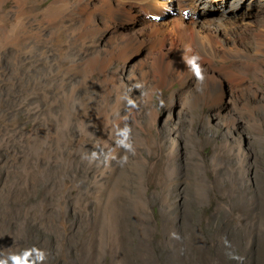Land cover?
<instances>
[{
    "label": "rangeland",
    "instance_id": "374dc122",
    "mask_svg": "<svg viewBox=\"0 0 264 264\" xmlns=\"http://www.w3.org/2000/svg\"><path fill=\"white\" fill-rule=\"evenodd\" d=\"M50 1L29 0L26 7L35 12ZM231 3L241 5L242 11L249 8L255 25L263 24L264 0ZM12 6L11 0H0V264H264V66L250 73L252 88L259 94L255 96L253 89L247 92L246 101L254 109L253 115L228 102L220 104L221 109L201 101L194 108L185 105L178 82L157 90L151 103L135 104L133 97L139 92L145 95L146 89L138 77L134 89L129 87L123 93L125 109L135 107L125 121L122 133L126 137L121 145L135 153L134 135L141 134L159 148L152 155L143 144L139 149L143 156H131L146 157L147 168L151 165L140 188L138 168L126 165L123 152L113 160L116 178L108 177V169L101 174L107 153H99L89 163L95 149L86 132V125L92 123L89 117L83 125L86 131L77 123L68 127L74 131L63 129L62 148L58 147L57 123L53 119L49 126L43 118L44 103L39 107L38 98L28 97L31 87L43 86L40 80L49 81L43 76L44 71L50 72L45 60H51L55 71L56 56L52 46L45 48L41 43V48L38 44L32 50L34 36L27 33L20 35L23 43L18 41V47L9 40L7 26ZM205 10L210 11L208 7ZM38 24L35 21L36 27ZM254 27L243 31V45L254 44ZM43 49L49 50L47 54H42ZM22 58L32 63L27 64L32 70L25 68ZM36 59L38 65H33ZM132 67L119 61L111 70L120 69L124 77L132 72L140 76V66L138 70ZM80 77L72 74L68 88ZM93 78L103 77L95 72ZM190 92L197 95L194 88ZM152 104L158 112L155 123L149 117L155 110ZM225 114L236 118L243 114L245 120L238 119L235 125L227 121L231 123L228 125L224 123ZM253 120L263 124L262 131L250 125L248 121ZM82 130L86 138L90 135L86 150L70 151L65 140ZM43 134L47 136L45 143L41 140ZM36 139L42 144L37 147L40 149L36 148ZM173 142L176 156L171 162L177 170L173 178L178 181L169 192V200L164 201L165 191L157 175L165 174V163L158 172L155 166L158 153H166ZM124 170L126 176L120 181ZM151 176L156 177L153 183L149 181Z\"/></svg>",
    "mask_w": 264,
    "mask_h": 264
},
{
    "label": "bare ground",
    "instance_id": "6f19581e",
    "mask_svg": "<svg viewBox=\"0 0 264 264\" xmlns=\"http://www.w3.org/2000/svg\"><path fill=\"white\" fill-rule=\"evenodd\" d=\"M11 1L13 6L12 12L9 11L11 14L7 26L9 40L14 44L22 42L19 40L20 35L27 33L31 35L30 37L34 36L33 43L30 45L31 49L37 47L38 44L39 48L41 44H44L45 48L52 46L54 50L52 53L56 56L53 60L57 64L55 71L52 69L51 60L49 58L45 60L47 66L50 64V72L44 71L43 76L49 81L40 80V83H43L40 89H37L36 85L30 86L28 97L32 96V99L35 97L34 100L38 98L37 106L44 103L45 112L41 113L44 114L43 118L49 126L54 120L57 123L58 131L53 132L57 138V143L56 141L55 143L61 148V140L65 133L63 129L73 130L69 129L70 125L74 126L76 123L83 126L86 118L89 117L92 123L88 124L89 126L86 125L87 131L85 126H83L84 129L80 128L90 133L89 142L95 148L89 163H93L99 153H107L101 174L105 175L108 169L109 178H116L117 168L113 160L123 152L126 165L130 168H138L137 181L141 188L145 183L146 170L151 169V165L147 168L146 157L135 159L131 156L133 154L142 155L139 149L143 144L149 147V153L152 155H156L159 149L156 145L152 146L150 139L141 134L134 135L135 153L129 150V146L125 145L124 148L121 145L126 137L122 133L125 121L135 107V105H130L128 110L125 109L123 93L127 92L129 87L134 89L136 86L134 83L138 77L145 84L146 89L144 90L145 95L141 96L139 92L140 96L133 97L135 104L137 102L140 105L151 103L157 90H164L178 82L179 90L185 94V105L192 108L201 101L205 106L215 105L221 109L220 104L225 106L228 102L236 108L241 106L250 114H254V109L246 100L249 99L247 92L253 89L250 83V73L257 71L258 66H264V22L256 26L249 8L242 11L241 5L233 6L231 0H51L41 10L33 12L36 9L26 7V2L29 0ZM35 1L41 3L42 0ZM205 7H208L210 11H206ZM39 14L42 18H39ZM35 21L40 23L37 27ZM252 27L256 28L253 30L255 32L254 44L243 45L241 43V39L245 37L243 31L246 33ZM43 28L48 29L44 31ZM15 46L18 47L19 44ZM47 51L49 50L43 49L42 54H47ZM139 56L141 60H135L136 57L140 58ZM23 60L25 68L30 70L27 64L32 65V63H29L28 59ZM38 61V59L33 61V65L35 63L38 65ZM119 61L130 67L133 64L132 68L137 70L136 67L140 66V76L132 72L131 75L124 77L120 69L111 70V66ZM260 71H263V68H260ZM95 72L100 73L103 78L95 80L93 78ZM72 74L81 77L73 79L74 81L68 88V78H71ZM255 76L259 78L257 73ZM54 81L57 84L56 87L53 86ZM88 85L94 89H89ZM83 87H88V90L84 88L85 91H83ZM192 88L197 95L190 92ZM254 93L255 96L259 95L255 90ZM41 94L42 96L38 97ZM239 101L242 105H239ZM151 108L155 110L149 117L151 123H155L158 112L153 104ZM224 119V123L231 125L227 121H232L235 125V121L245 120V117L243 114L238 118L225 114ZM165 122L169 123L168 119ZM248 122L259 132L263 130V124L258 120ZM140 123L145 124L144 121ZM83 130L82 133H80L81 130L77 131L70 140L69 138L64 139L70 151L84 153L86 150L87 139L90 135L86 138ZM143 130L146 131L145 128ZM42 137V141L47 138L45 134ZM38 143L37 140L36 148L40 145ZM51 143L50 147L53 145ZM237 143L236 145L241 149L242 144ZM40 146L42 147V144ZM175 146L173 142V146L171 145L166 153L161 152V155L160 153L157 155L158 162L155 166V168L158 167L157 172L163 163L166 168H164V175L162 172L157 175L159 176L158 182H161L165 191L164 201L169 200V192L178 181L173 178L177 170L171 162V159L176 156ZM126 173L124 170L119 178L117 177L118 180L121 181ZM155 178L151 176L149 181L153 183ZM126 180L123 179V183L127 184ZM97 181L96 177L95 182ZM107 184L109 185L110 182Z\"/></svg>",
    "mask_w": 264,
    "mask_h": 264
}]
</instances>
